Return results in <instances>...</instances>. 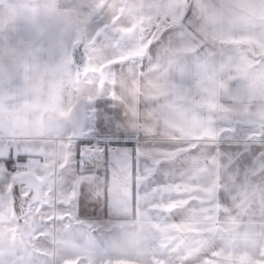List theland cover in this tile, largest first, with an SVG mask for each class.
Wrapping results in <instances>:
<instances>
[{"label":"snow or ice","instance_id":"obj_1","mask_svg":"<svg viewBox=\"0 0 264 264\" xmlns=\"http://www.w3.org/2000/svg\"><path fill=\"white\" fill-rule=\"evenodd\" d=\"M82 6L92 12L98 39L113 51L104 81L112 92L92 102L108 97L123 109L118 122L115 109L98 104L92 135L103 136L115 124L134 143L101 148L92 139L78 140L77 131L55 144L34 143L0 125V215L10 205L33 242L54 237L70 219L103 222L112 215L114 179L123 173L134 210L142 205L174 238L185 230L187 240L176 249L179 264H264L257 243V233L264 235V198L253 192L264 186V115L235 118L227 108L217 114L185 83L189 58L202 49L212 62L225 54L210 41L197 0H135L134 7L123 0L122 17L134 20L130 31L109 23L108 0H82ZM174 36L173 50L161 58ZM74 59L82 62V49ZM173 64L178 77L170 72ZM31 160L52 163L29 185L16 177ZM9 264L26 262L10 258Z\"/></svg>","mask_w":264,"mask_h":264},{"label":"crops","instance_id":"obj_2","mask_svg":"<svg viewBox=\"0 0 264 264\" xmlns=\"http://www.w3.org/2000/svg\"><path fill=\"white\" fill-rule=\"evenodd\" d=\"M197 2L210 41L225 54L212 62L202 49L194 61L189 58L191 75L185 83L200 97L201 106L217 114L227 108L228 114L235 118L264 115V0ZM86 12L82 0H0V125L6 133L34 143L55 144L62 136L77 131L78 140L92 139L102 148L115 141L132 147L134 142L129 143L128 134L123 129L118 130L115 124L110 131L105 129L102 137L92 135L98 130V104L115 109L118 122L123 120V109L111 98L92 102L98 95L110 94L111 87L86 101L85 97L72 101L71 80L77 71L71 64V52L59 45L60 19L64 14L85 15ZM131 27L126 28L130 31ZM177 40L178 36H174L170 44L161 49V58L173 50ZM96 48L95 44L91 45L90 56L106 57L99 60V66H102L103 77L108 78L113 53L101 57ZM87 59L89 65L88 56ZM170 72L178 77L180 67L173 64ZM198 127L194 125V130ZM38 161L31 160L28 165L52 162ZM35 177L40 175L33 174L32 182ZM127 181L123 173L114 179L110 219L103 222L70 220L96 226L98 230L105 222L111 227L119 226L118 230L113 229V239L121 240L123 248L120 253L108 256L112 264H179L176 249L181 241L187 240L185 230L179 229L174 238L148 218L142 205L134 210L128 197ZM253 192L255 199L264 198V186L254 187ZM4 207L0 221L6 217ZM248 219L245 217L246 223ZM257 235V243L264 250V235ZM127 241L130 247L126 249Z\"/></svg>","mask_w":264,"mask_h":264},{"label":"rangeland","instance_id":"obj_3","mask_svg":"<svg viewBox=\"0 0 264 264\" xmlns=\"http://www.w3.org/2000/svg\"><path fill=\"white\" fill-rule=\"evenodd\" d=\"M122 2L123 0H108L106 16L109 23L116 24L122 31H128L126 27H131L134 20L122 17ZM129 2L133 7L135 6V0H129ZM82 36L85 37L84 51L89 58V69L87 74L81 78H78L74 72L71 80L72 101H77L80 97H85L86 101L108 90L104 83L107 78L103 77L99 60L106 58L102 55L109 57L112 49L98 39L92 27V12L87 10L85 15H62L59 26L61 49L71 52L73 45ZM92 44H95L102 58L90 56ZM51 163L32 162L33 165H26V170L18 173L16 179L32 180V175L35 173L44 177L49 173ZM38 164L39 167L36 168ZM4 214L6 217L0 221V258L4 259L5 264H9L10 258L23 259L26 264L30 260L34 261V264H91L96 260L108 261V256L112 253H120L123 248L121 240L113 239V229H119L117 224L111 227L110 223L105 222L98 230L96 226L69 220L63 227L57 229L54 237H45L33 242L27 238L24 226L14 219L10 205L5 204ZM91 227H93L91 230H87ZM95 229L97 232L93 233ZM125 244L127 249L128 241ZM132 249H134L133 241Z\"/></svg>","mask_w":264,"mask_h":264},{"label":"water","instance_id":"obj_4","mask_svg":"<svg viewBox=\"0 0 264 264\" xmlns=\"http://www.w3.org/2000/svg\"><path fill=\"white\" fill-rule=\"evenodd\" d=\"M84 46H85V37L82 36L80 40L76 44L73 45L72 50H71V55H70L71 64L75 67L78 78L85 76L89 68L88 59L84 51ZM81 49L83 50V59H82V62L77 63L76 60L74 59V54L77 52V50H81ZM24 181L28 183L29 185L33 184L31 179H25ZM13 217L16 220V217L14 215ZM93 232L95 233L97 232V230H93Z\"/></svg>","mask_w":264,"mask_h":264},{"label":"built area","instance_id":"obj_5","mask_svg":"<svg viewBox=\"0 0 264 264\" xmlns=\"http://www.w3.org/2000/svg\"><path fill=\"white\" fill-rule=\"evenodd\" d=\"M93 143H94V144H98L97 141H95V140H93ZM99 146H100V144H99ZM100 147H101V146H100ZM101 148H102V147H101Z\"/></svg>","mask_w":264,"mask_h":264},{"label":"trees","instance_id":"obj_6","mask_svg":"<svg viewBox=\"0 0 264 264\" xmlns=\"http://www.w3.org/2000/svg\"><path fill=\"white\" fill-rule=\"evenodd\" d=\"M99 137H102V136H99Z\"/></svg>","mask_w":264,"mask_h":264}]
</instances>
